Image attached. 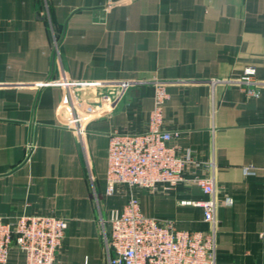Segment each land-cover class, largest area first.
<instances>
[{"label":"crops","instance_id":"crops-1","mask_svg":"<svg viewBox=\"0 0 264 264\" xmlns=\"http://www.w3.org/2000/svg\"><path fill=\"white\" fill-rule=\"evenodd\" d=\"M248 67L264 82V0H0V215L66 217L57 264H107V218L129 199L106 193L109 136L147 129L156 88L143 82L164 80L175 144L231 200L217 212L216 264H264V84L250 96L228 82ZM62 76L131 83L80 138L64 86L43 84ZM137 196L146 216L211 231L188 203L208 196L189 180ZM24 260L14 248L7 264Z\"/></svg>","mask_w":264,"mask_h":264},{"label":"built area","instance_id":"built-area-1","mask_svg":"<svg viewBox=\"0 0 264 264\" xmlns=\"http://www.w3.org/2000/svg\"><path fill=\"white\" fill-rule=\"evenodd\" d=\"M228 82L239 85L250 96L258 95L264 84L253 67ZM130 83L70 80L62 76L43 84L64 86V106L73 115L70 127L83 138L86 124L114 110ZM143 83H153L156 88L147 129L118 130L109 136L106 193L112 195L122 188L129 199L122 210H111L107 218L111 227L110 232L104 230L107 264H216L217 212L223 202L230 204L231 200H219L215 177L206 172L207 163L180 152L175 144L178 130L168 128L163 116L169 98L168 82ZM110 86L119 90L113 92ZM84 89L89 99L83 97ZM245 171L253 174L256 170L249 166ZM187 180L208 196L206 200L188 203L203 208L204 221L212 226L210 232L178 229L172 220L142 212L137 190H155L158 186L170 190ZM67 227L68 218L58 215L30 213L9 222L0 215V264H7L14 248L24 254V264H57Z\"/></svg>","mask_w":264,"mask_h":264},{"label":"water","instance_id":"water-1","mask_svg":"<svg viewBox=\"0 0 264 264\" xmlns=\"http://www.w3.org/2000/svg\"><path fill=\"white\" fill-rule=\"evenodd\" d=\"M82 95H83V97L85 99H89V96H88V93H87V90L86 89L82 90Z\"/></svg>","mask_w":264,"mask_h":264}]
</instances>
